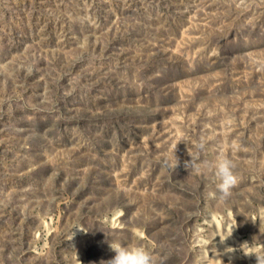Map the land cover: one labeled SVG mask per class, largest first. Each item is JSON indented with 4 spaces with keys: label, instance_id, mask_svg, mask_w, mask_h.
I'll list each match as a JSON object with an SVG mask.
<instances>
[{
    "label": "rangeland",
    "instance_id": "rangeland-1",
    "mask_svg": "<svg viewBox=\"0 0 264 264\" xmlns=\"http://www.w3.org/2000/svg\"><path fill=\"white\" fill-rule=\"evenodd\" d=\"M262 210L264 0H0V264H256Z\"/></svg>",
    "mask_w": 264,
    "mask_h": 264
},
{
    "label": "clouds",
    "instance_id": "clouds-1",
    "mask_svg": "<svg viewBox=\"0 0 264 264\" xmlns=\"http://www.w3.org/2000/svg\"><path fill=\"white\" fill-rule=\"evenodd\" d=\"M205 146L206 140L202 137L197 147L200 150H204ZM241 147L238 142H233V148L235 150H239ZM190 165L197 171L206 169L212 174L216 190L207 193L209 199L226 202L230 198L232 189L238 184L239 177L235 172V162L222 150L218 151L216 156L210 161L193 164L191 160V162L186 164V167ZM246 246L254 248L255 245L245 243L242 245L243 253L246 256L255 257L256 264H264V248L256 251H245ZM109 247L115 255L110 260L103 261L102 264H157L153 253L141 244L130 243L125 245L119 240H111Z\"/></svg>",
    "mask_w": 264,
    "mask_h": 264
},
{
    "label": "bare ground",
    "instance_id": "bare-ground-1",
    "mask_svg": "<svg viewBox=\"0 0 264 264\" xmlns=\"http://www.w3.org/2000/svg\"><path fill=\"white\" fill-rule=\"evenodd\" d=\"M144 234V233H143ZM226 239V238H225ZM224 240V239H223ZM226 241V240H225ZM220 245V244H219ZM225 246V245H224ZM223 250H225V249H223ZM227 251H228V249H227ZM230 252H231V250H229ZM233 252V251H232ZM228 254V253H227ZM233 254H235V253H233ZM230 255V254H229ZM236 255V254H235ZM238 256V255H237ZM230 257H231V255H230Z\"/></svg>",
    "mask_w": 264,
    "mask_h": 264
}]
</instances>
